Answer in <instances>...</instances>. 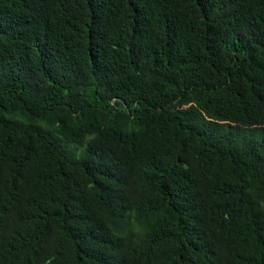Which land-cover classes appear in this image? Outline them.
Listing matches in <instances>:
<instances>
[{"label":"trees","instance_id":"obj_1","mask_svg":"<svg viewBox=\"0 0 264 264\" xmlns=\"http://www.w3.org/2000/svg\"><path fill=\"white\" fill-rule=\"evenodd\" d=\"M0 264H264V0H0Z\"/></svg>","mask_w":264,"mask_h":264}]
</instances>
